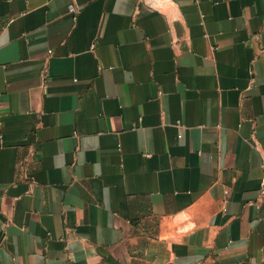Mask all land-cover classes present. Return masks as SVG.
Wrapping results in <instances>:
<instances>
[{
	"label": "crops",
	"instance_id": "crops-1",
	"mask_svg": "<svg viewBox=\"0 0 264 264\" xmlns=\"http://www.w3.org/2000/svg\"><path fill=\"white\" fill-rule=\"evenodd\" d=\"M263 180L264 0H0V264H264Z\"/></svg>",
	"mask_w": 264,
	"mask_h": 264
},
{
	"label": "built area",
	"instance_id": "built-area-1",
	"mask_svg": "<svg viewBox=\"0 0 264 264\" xmlns=\"http://www.w3.org/2000/svg\"><path fill=\"white\" fill-rule=\"evenodd\" d=\"M68 7L70 8V10H73V7H72L71 4H69ZM260 190L261 191H264V180L261 183ZM225 193L227 194V191H225Z\"/></svg>",
	"mask_w": 264,
	"mask_h": 264
}]
</instances>
